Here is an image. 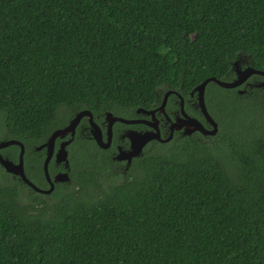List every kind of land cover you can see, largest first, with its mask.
<instances>
[{
  "label": "trees",
  "instance_id": "trees-1",
  "mask_svg": "<svg viewBox=\"0 0 264 264\" xmlns=\"http://www.w3.org/2000/svg\"><path fill=\"white\" fill-rule=\"evenodd\" d=\"M238 59L264 71V0H0L2 139L23 143L44 188L32 147L77 112L132 118L232 81ZM251 93L208 84L218 134L144 153L120 182L89 139L49 197L0 165V264H264V90Z\"/></svg>",
  "mask_w": 264,
  "mask_h": 264
},
{
  "label": "water",
  "instance_id": "water-1",
  "mask_svg": "<svg viewBox=\"0 0 264 264\" xmlns=\"http://www.w3.org/2000/svg\"><path fill=\"white\" fill-rule=\"evenodd\" d=\"M241 60L238 59L233 64V69L236 73V78L233 81H222L218 80L217 78L211 77L206 79L204 82H202L200 85L195 87L192 92L190 93L191 96H196L197 99V105L200 109V112L202 116L204 117L207 124H209L210 129H207L203 123H201L198 119L191 117L187 114H184L183 119H178L177 122L174 123V125L177 128H185L184 135H191L193 132H201L203 136H216L219 132V125L215 121V119L210 114L205 100V93L206 88L208 84L215 83L218 86L225 88V89H236L246 83L252 76H262L264 77V71L255 69L252 66H248L245 69L241 67ZM258 88H264V81L260 84L256 85ZM244 91H240L239 93H243ZM171 94H177L181 97V95L174 91H168L165 94L164 101L162 105L158 108L160 111H164L166 107L167 98ZM138 113H144L147 115L155 116V110H146V109H138ZM87 117L91 126V134L92 139L96 142L99 148L101 149H108L110 145V136H111V128L115 122H121L125 124H135L139 121L137 120H128L119 116H115L111 112H106V122L108 123V140L105 141L103 138V132L101 127L95 122L94 116L91 111L89 110H83L80 111L71 121L68 125L58 128L53 131L51 136L48 138V140L41 146H39L37 149H46L47 150V156L44 162V171L45 175L50 183V189L48 190H42L39 187H37L26 175L25 168H24V154H25V147L22 142L18 140H5L0 142V150L8 148L10 146H18L20 148V155L18 162H13L8 157L0 154V165L1 167L10 175H12L15 178H19L24 184L32 188L34 191L42 194H50L54 189V183L57 182H67L69 181V174L68 169L70 167V161L68 157V150L67 147L71 144V142L74 140L76 129L81 121L82 118ZM155 119V118H154ZM156 121V119L154 120ZM147 122V121H144ZM155 126V125H154ZM180 126V127H179ZM70 135V140L63 142L61 144V147L57 151L55 155V159L57 163H63L65 166V171L58 174L54 180L50 179L49 172H48V165L50 163V160L52 159L54 155V148H55V142L58 138H65ZM131 141V147L128 152H123L124 155L122 158H128L129 162L133 157H140L142 155V150L144 146L154 140V139H160V136L158 133L150 132V133H142L137 132L134 130H130L127 135ZM167 142V141H163Z\"/></svg>",
  "mask_w": 264,
  "mask_h": 264
},
{
  "label": "flooded vegetation",
  "instance_id": "flooded-vegetation-1",
  "mask_svg": "<svg viewBox=\"0 0 264 264\" xmlns=\"http://www.w3.org/2000/svg\"><path fill=\"white\" fill-rule=\"evenodd\" d=\"M248 66H249L248 63H246V64L241 63V67L243 69H245ZM235 78H236V73H235L234 79ZM234 79H232V81ZM263 81L264 80L257 79L256 76H252L246 83H244L240 87L233 89V90H235L241 96L247 95V94H252L251 90H253L254 88H258L256 85L262 83ZM258 89L264 90V88H258ZM240 91H244V92L239 93ZM164 97H165V95L163 96L160 103L155 104L153 108L149 109V110H155L156 111L155 116L147 115L144 113H138L137 112L138 110H137L135 113V117H132V118L122 117V118H125L128 120H137L139 122H137L135 124H125V123H121V122H115L113 124V126L111 128L110 145H109L108 149H106V150L102 149L105 152V154H104L105 158L103 160L110 163V166H113V167L116 166L118 173H122L123 176H125L127 174L128 170L130 169L134 160L142 157L144 155V153L152 152L154 149L159 148V146H165L166 149L170 150L173 147H175L181 139H184V138H195L198 141L202 142V136L203 135L201 132L196 131V132H193L191 135H184L185 128L184 127L177 128L174 125V123L177 122L178 119L184 118L183 112L185 114L191 116V117L198 119L201 123H203V125L207 129H210L209 124L206 123L204 117L202 116V114L200 112V109L198 108L196 96H191V94H190L187 97H185L183 95H181V97H180L177 94H171L167 98L165 110L160 111V110H158V108L162 105V103L164 101ZM79 112H77L71 119H73ZM154 118L156 119V121H154L155 120ZM71 119L68 120L66 123H64V125L62 127L68 125L69 122L71 121ZM94 120H95V118H94ZM97 120L98 121L95 120V122L101 127L102 132H103V138L105 141H107L109 133H108V123L106 122V113L103 115L102 120L100 118H98ZM144 121H147V122H144ZM218 125H219V123H218ZM130 130H134V131L142 132V133H150V132L153 133V132H155V133L159 134L160 139H154V140L148 142L142 150V155L140 157H133L131 159V161L129 162L128 158L124 157L121 159V157L124 156L122 154V151L128 152L130 150L131 141H130L129 137L127 136ZM91 136H92V134H91V126H90L89 120L87 117H84L81 119V121H80V123L76 129V134H75L74 140L71 143H73L77 139L93 140ZM203 137H211V136H203ZM48 138L45 140V142L48 140ZM68 140H70V135L63 138V139L58 138L55 142L54 155H53V157L50 160V163L48 165V172H49V176H50L51 180H54L58 174L65 171L64 164L63 163H57L56 159H55V155H56L57 151L59 150V148L61 147V144L63 142L68 141ZM163 141H167V142H163ZM45 142H43L42 144H40L38 146L32 147V151L34 153H39V156L44 159L43 160V170H44V162H45V159L47 156V150L45 148L38 150L37 148L39 146L43 145ZM70 145L67 147L68 157H69V161H70V167L68 169L69 181L54 183V189L50 194H42V193H38L35 191L36 193L49 197L55 192L56 188L59 185L71 183V181H72V166H71V160H70L71 154H70V150H69ZM5 149H7V148H5ZM25 154H26V151H25ZM25 154H24V158H25ZM26 167H27V165L25 164V159H24L25 173H26ZM32 169H33V167L31 166V164H28V170L32 171ZM50 170H51V172H50ZM44 175H45V171H44ZM44 177H45L46 182H45V184H43L44 188H40V189L48 190V189H50L51 185H50L46 175Z\"/></svg>",
  "mask_w": 264,
  "mask_h": 264
},
{
  "label": "rangeland",
  "instance_id": "rangeland-1",
  "mask_svg": "<svg viewBox=\"0 0 264 264\" xmlns=\"http://www.w3.org/2000/svg\"><path fill=\"white\" fill-rule=\"evenodd\" d=\"M2 137H3V133H2V131L0 130V142L3 141ZM120 176H121V177H120V178H117L118 180H116V181H119V182L121 181V179L123 178V174L120 173ZM3 177H4V176H3ZM5 177H6V176H5ZM23 196H24V198H25L26 195L24 194Z\"/></svg>",
  "mask_w": 264,
  "mask_h": 264
}]
</instances>
